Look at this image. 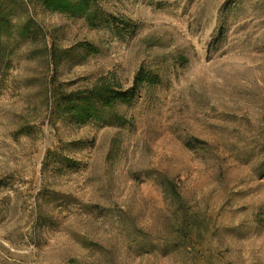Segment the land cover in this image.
<instances>
[{
  "label": "rangeland",
  "instance_id": "obj_1",
  "mask_svg": "<svg viewBox=\"0 0 264 264\" xmlns=\"http://www.w3.org/2000/svg\"><path fill=\"white\" fill-rule=\"evenodd\" d=\"M89 5L0 0V264H264V0Z\"/></svg>",
  "mask_w": 264,
  "mask_h": 264
},
{
  "label": "trees",
  "instance_id": "obj_2",
  "mask_svg": "<svg viewBox=\"0 0 264 264\" xmlns=\"http://www.w3.org/2000/svg\"><path fill=\"white\" fill-rule=\"evenodd\" d=\"M89 3L90 0H44L45 6L50 10L84 14L92 22V10ZM141 81L152 82V78L145 75L140 69L135 73L131 87L123 89L100 81L89 89L62 93L56 106L76 122L95 119L111 123L118 119V114L113 110L115 103L130 100L134 93V87Z\"/></svg>",
  "mask_w": 264,
  "mask_h": 264
}]
</instances>
